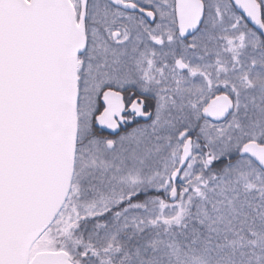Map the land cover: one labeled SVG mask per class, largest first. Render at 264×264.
Segmentation results:
<instances>
[{"label":"snow or ice","instance_id":"obj_1","mask_svg":"<svg viewBox=\"0 0 264 264\" xmlns=\"http://www.w3.org/2000/svg\"><path fill=\"white\" fill-rule=\"evenodd\" d=\"M0 264H264V0H0Z\"/></svg>","mask_w":264,"mask_h":264}]
</instances>
